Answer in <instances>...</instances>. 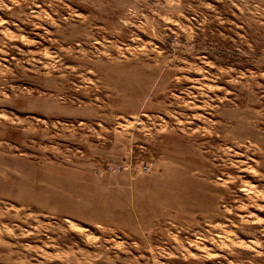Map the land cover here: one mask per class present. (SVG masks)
I'll list each match as a JSON object with an SVG mask.
<instances>
[{
  "label": "rangeland",
  "instance_id": "rangeland-1",
  "mask_svg": "<svg viewBox=\"0 0 264 264\" xmlns=\"http://www.w3.org/2000/svg\"><path fill=\"white\" fill-rule=\"evenodd\" d=\"M0 264H264V0H0Z\"/></svg>",
  "mask_w": 264,
  "mask_h": 264
}]
</instances>
